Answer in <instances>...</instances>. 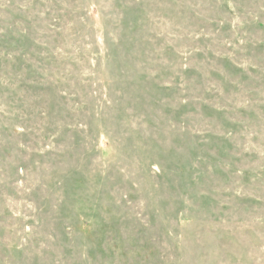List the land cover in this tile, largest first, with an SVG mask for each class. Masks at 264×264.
<instances>
[{
	"label": "rangeland",
	"instance_id": "rangeland-1",
	"mask_svg": "<svg viewBox=\"0 0 264 264\" xmlns=\"http://www.w3.org/2000/svg\"><path fill=\"white\" fill-rule=\"evenodd\" d=\"M0 264H264V0H0Z\"/></svg>",
	"mask_w": 264,
	"mask_h": 264
}]
</instances>
